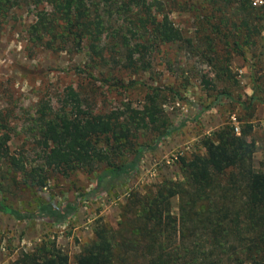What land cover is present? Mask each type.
<instances>
[{"label":"trees","instance_id":"1","mask_svg":"<svg viewBox=\"0 0 264 264\" xmlns=\"http://www.w3.org/2000/svg\"><path fill=\"white\" fill-rule=\"evenodd\" d=\"M262 1L256 6L254 0H0V35L17 12L28 10L36 15L27 28L33 46L54 51L88 48L90 70L140 75L151 70L152 55L162 46L194 47L195 39L187 38L173 20L176 13H189L207 29L216 79L228 85L234 81L233 56L244 57L243 47L256 44L264 34ZM216 41L226 45L223 56ZM225 49L230 50L227 58ZM204 83L216 90L211 80ZM163 92L151 88L142 109L126 104L115 112L96 110L73 87L60 109L41 99L28 130L38 150L34 161L11 151L15 131L9 115L0 112V213L35 217L6 204L3 195L20 186L43 190L51 174L69 176L103 167L96 190L103 179L137 174L144 153L158 147L141 143L139 136L151 133L159 143L173 130L163 109ZM224 96L229 93L217 95L200 112L212 109ZM257 102L264 105L255 92L250 104L242 106L248 111ZM243 127L238 134L235 126L225 125L206 136L201 152L180 157L181 180L164 179L145 194L133 193L117 229L97 221L74 264H264V165L254 167L256 143L249 140L253 126ZM126 154L132 155L130 160L116 162ZM176 198L179 213L173 211ZM65 212L39 204L34 214L59 223L69 218L71 210ZM11 264L72 260L56 240L44 239Z\"/></svg>","mask_w":264,"mask_h":264},{"label":"rangeland","instance_id":"2","mask_svg":"<svg viewBox=\"0 0 264 264\" xmlns=\"http://www.w3.org/2000/svg\"><path fill=\"white\" fill-rule=\"evenodd\" d=\"M35 17V12L28 10L17 12L0 35V112L9 115L15 131L10 142L12 152H23L30 160H37V145L28 130L38 103L41 99L51 100L55 108L60 109L69 87L81 91L96 110L103 112L123 110L126 104L142 109L151 88H160L165 96L163 109L173 130L159 143L151 133L139 136L141 143L158 144V147L144 153L137 174L111 181L103 179L98 190L97 181L103 167L91 172L79 170L69 176L51 174L43 190L31 191L20 186L5 193L6 204L35 217L17 219L0 213V264H11L23 252L34 250L44 239L56 240L74 264L82 246L92 239L97 221L117 229L133 193L145 194L164 179L181 180L179 158L201 152L206 136L225 125L235 126L239 134L244 124H252L249 140L256 143L257 149L253 165L257 170L263 167L264 105L257 102L254 108L246 111L242 103L249 105L255 92L264 102V34L256 44L243 47L244 57L233 56L234 81L224 85L215 76L212 63L216 60L207 29L189 13H176L173 20L187 38L195 39L194 47L186 44L162 46L160 52L152 55L151 70L140 75L129 71L101 74L100 70H90L92 62L88 48L54 51L33 46L28 40L27 28ZM216 47L223 56L221 48H226L225 43L216 41ZM225 50L227 58L230 50ZM91 72L93 77L89 75ZM117 80L123 82L117 83ZM206 80H211L216 90L208 89ZM224 92L229 96L222 97L212 109L200 112L199 108L214 103L216 96ZM131 156L126 154L116 162L130 160ZM91 192L94 195L88 196ZM39 204L62 209L65 213L69 208L71 213L64 222H46L34 214ZM178 206L176 198L173 200L175 213H179Z\"/></svg>","mask_w":264,"mask_h":264},{"label":"built area","instance_id":"3","mask_svg":"<svg viewBox=\"0 0 264 264\" xmlns=\"http://www.w3.org/2000/svg\"><path fill=\"white\" fill-rule=\"evenodd\" d=\"M263 3V1L262 0H257V1H255L254 2V5H261ZM238 130V129H237Z\"/></svg>","mask_w":264,"mask_h":264}]
</instances>
